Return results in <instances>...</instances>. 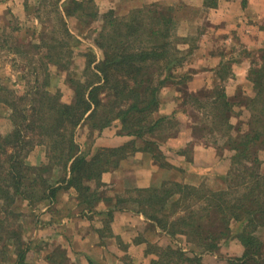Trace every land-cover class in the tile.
Listing matches in <instances>:
<instances>
[{
	"label": "trees",
	"instance_id": "16d2710c",
	"mask_svg": "<svg viewBox=\"0 0 264 264\" xmlns=\"http://www.w3.org/2000/svg\"><path fill=\"white\" fill-rule=\"evenodd\" d=\"M31 1L25 2L28 10L36 6L38 13L47 11L48 16L40 30L35 28L33 35L38 39L23 42L14 35L22 29L20 24L14 26L9 18L5 23L0 19V52L8 49L14 59L20 56L26 60L28 68L23 73L26 88L16 82L0 83V103L6 105V119L11 124L6 133L0 129V254L3 259L9 257L11 264H36L29 258L33 250L27 236L29 223L19 209H14L22 207L20 202L32 208L53 204L61 189L73 188L78 205L95 210L102 198L98 187L103 173L116 169L137 151L150 155L160 169L184 170L171 163L161 149L177 134L179 113L159 114L161 92L172 84L180 91L179 85L196 73L182 70L186 55L178 45L183 37L178 33L177 7L173 4L153 2L118 14L115 9L101 13L92 0H65L63 4L61 0ZM207 2L215 7L219 0ZM68 17L89 26L94 20L100 22L93 30L94 44L102 57L98 58L92 47L81 51L86 64L82 76L70 77L73 100L64 102L60 90L54 91L50 83L51 65L69 68L78 46L73 44L76 37L68 26ZM232 53L233 49L221 51L224 59L215 69L221 80L226 69L234 75L233 65L240 59ZM246 56L251 62L253 95L239 88L230 96L221 83L213 89L185 90V96L182 93L180 112L187 113L191 107L196 110L195 133L220 151L227 147L233 152L230 171L224 176L228 186L216 188L208 181L194 184L167 178L148 187L128 188L116 196L115 204L143 213L155 229L187 235L204 251L216 250L220 238L231 234V223L240 221L238 237L245 251L227 264H264V160L260 157L264 152V46L246 51ZM240 106L249 111V116L238 125L232 117ZM114 122L120 123L119 135L132 139L118 146L100 147L92 154L83 151L76 137L78 126L94 133ZM38 145L44 149V160L31 165L28 154ZM185 152L190 158L191 149ZM94 180L98 182L96 188ZM112 216L110 211L106 217L108 229ZM154 248L167 249L162 253L164 264H170L171 256H176L180 264H202L195 249L190 256L183 248L148 242L150 252ZM45 259L49 264L68 262L60 246Z\"/></svg>",
	"mask_w": 264,
	"mask_h": 264
},
{
	"label": "crops",
	"instance_id": "0c3cea01",
	"mask_svg": "<svg viewBox=\"0 0 264 264\" xmlns=\"http://www.w3.org/2000/svg\"><path fill=\"white\" fill-rule=\"evenodd\" d=\"M111 1L113 2V0ZM140 1L147 2L154 0ZM229 1L230 0H219L218 6L211 10L210 15V19L212 17H217L219 21L212 18L210 22L212 26L217 29H215L216 31H214L212 35L214 34L215 37L217 36L220 41L218 42V46H220L218 48L222 49L223 46H226L225 42L228 38L232 39L233 37V40H238L231 44L229 48L233 49L234 52L240 49V54L242 53L243 56H240V60L234 63V75L230 80H236V82L239 83L238 85H241L250 82L249 70L251 68V62L246 56V51L264 46V28L261 27L264 26V0H236L237 3L240 2V11L236 13H227ZM109 8L114 7L109 5ZM233 19H240V36L236 31V25L232 24ZM231 24L232 27H230ZM218 25H222V27ZM249 34L253 35L254 38L258 37V41L256 40V43H254L252 38H248ZM201 37L202 38L193 46L194 48L191 54L193 59L191 60H195L185 62L182 70H195L196 73L194 74L193 81L200 79L199 81L205 83L206 76L212 73L210 69L219 67L224 57L221 52L217 53L221 51L220 49L214 48L216 43H212V45V41L210 39L207 40V33ZM183 47L186 48V46ZM187 49H191L190 44ZM214 52L217 54H214ZM198 59H200V61L196 64ZM199 81L194 84V88L190 85V90L193 92L196 91L200 86L198 85ZM216 81V77L214 76L208 77L206 80L208 84ZM226 91L229 95H234L236 93V88L232 90L227 86ZM161 93L162 100L159 114L171 115L174 114V112H179L177 113L178 116L182 107V92L178 91L175 85L172 84L164 87ZM104 131H102V133ZM112 133L110 137L113 138L114 136L119 141L105 144L103 140L106 138L100 137L98 138V144L92 147V153L100 147L118 146L132 139L130 136L119 135L116 132ZM194 137L196 136L194 135ZM108 139L112 140L110 138ZM197 139V137L193 138L191 132L190 135H182L180 133V135L176 134L167 142H164L161 148L165 151L171 163L180 169H184L180 170L181 172L185 173V170H188L191 172V175L196 174L195 177L199 176L198 178L204 180L207 177L206 171L209 170L210 167H214L213 165L217 166L218 163H221V158L213 151L211 143L204 140L205 142L202 141V144L199 145L197 143L200 141ZM188 147L191 149L190 158L185 152V149ZM129 158L134 159V162L136 160V163L140 159L141 161L139 163L144 164V167L142 166L134 176H131L129 172L123 174L124 170H131L125 168L126 161ZM159 169L160 168L154 164L151 156L144 152L137 151L129 155L121 161L119 167L103 173L98 187L99 196L102 198L98 200L99 203L98 206L95 207V210H90L88 207L78 205L79 200L73 188H63L61 192H63L65 196L61 195L60 197L61 193H59L58 197L63 200V207H60V204L55 205L56 202H53V204L50 202L44 203L39 206L41 207V212H43V217H41L43 218V224H40V221L39 225L30 227L28 232H32L30 235L31 239L43 237L45 241H50L49 248L45 255L50 253L56 246H60L66 251L68 259L67 264H126L124 261L128 259L146 258L144 247L149 237L144 240L139 239V237L144 234L143 232L148 225V219L143 213L133 209L115 207L117 201L116 196L131 187H148L150 185L159 184L167 178L173 179V176L168 175L170 173L162 175L161 170L163 169ZM122 176H124V179L121 178ZM176 179L186 181L183 179L182 174H179ZM191 183L198 184L196 181H191ZM92 184L95 186L94 188L98 186V182L95 180L92 181ZM110 211H112L113 216L108 229L104 222ZM102 229L103 232L101 231Z\"/></svg>",
	"mask_w": 264,
	"mask_h": 264
},
{
	"label": "rangeland",
	"instance_id": "374dc122",
	"mask_svg": "<svg viewBox=\"0 0 264 264\" xmlns=\"http://www.w3.org/2000/svg\"><path fill=\"white\" fill-rule=\"evenodd\" d=\"M64 1L65 0H61V4H63ZM88 1L90 0H86V2ZM92 1H93L92 5H95L96 8H98V10L101 13L107 12L111 9H115L118 14H125L135 7H139L144 4H150L153 2H164V3H170L171 5L172 4L175 5L177 7L176 12H175V18L177 19V23H178V33L181 37H183L182 39H180L178 45L185 52L184 55H186L184 64L185 62H188V61L190 62V61L195 60V59L191 60L193 59V56L191 55L192 50H193L192 45L194 46L196 42L200 40V38H202L201 36L206 33L208 37L207 40L210 39L212 41L211 44L216 43L214 48L218 50L220 49L218 48L220 47L218 46V42H220L218 37L217 36L215 37L214 34L212 35V33H214V31H216L217 29L214 28L210 22L212 18H215L218 20L217 17H212L210 19L211 10L213 8H216L218 5L213 7L210 2H207V0H169V1L154 0V1H147V2L145 1L142 2L140 0H113L114 3L111 0H92ZM25 2L26 0H0V19L4 20V23H5L9 18L8 22H11L12 23L11 25H14V26H16L17 24H20L22 29L19 31H15L14 35H17V36L19 35L20 39L23 42L28 43L29 41H31V39L33 40L38 39L36 37L37 35L35 36L33 35V34H36L35 28L38 27V30H40L42 23L46 22L45 19L46 17L48 18V16H47V11L46 13H38L35 10L36 6L30 7L28 10L25 6ZM29 2L31 3L32 1L29 0ZM141 2H142V5H141ZM109 5L113 6L114 8H109ZM227 10H228L227 13L228 12L229 13L239 12L240 2L237 3L236 0H230ZM39 14L42 15L45 21L41 20V18L38 16ZM52 17H55V16L53 15ZM67 20H68V26L72 34L76 37V39H74L73 44L77 43L78 46L75 48L74 57L72 59L73 61L69 68H65V66L61 64H59V66L51 65L53 67L51 68L52 71H51L50 85L52 86V89L54 91L60 90L61 95H62L61 98L64 102H71L73 100L74 88L72 86V82L70 81V77L71 76L73 77L82 76V71L86 64V57L81 54V51H87L88 49H90V47H92L96 51L98 58L102 57V51L99 48H97L96 45L94 44L95 33L93 29L95 27H99L100 25L99 21L94 20L92 22V25L89 26V25H85L86 24L85 21L82 24H80L79 20L74 17H68ZM49 23H51L50 18H49ZM232 24L236 25L235 26L236 31L240 36V19L238 20L233 19ZM232 24L230 27H232ZM219 27H222V25ZM261 27L264 28V26H261ZM10 30L11 29L8 28V31ZM249 33H252V32H249ZM248 38H252L254 43H256V40L258 41V37L254 38L253 35L251 34H249ZM236 41L238 40H233V37L232 39L228 38V40L225 42L226 46H223V48L220 50L226 51V52L231 50V48H229L230 45L235 43ZM239 43H240V39H239ZM189 44L192 49L191 51L187 49ZM183 46H186V48ZM7 50L8 49L4 48V50L0 52V83L13 84L16 82V83L21 84V87L23 86V89H24L26 88V84H25L26 81L23 78V73L24 71L25 72L28 71V68L25 66L27 61L21 58L20 56H17L14 59V54L9 53ZM221 51H218L217 53ZM217 53L214 52V54H217ZM232 55L236 57L237 59L238 58L240 59V56H243L242 53L240 54V49L237 52L233 51ZM199 61L200 59L196 61V64H198ZM36 62H38V65H40L39 61H36ZM210 71L212 73L206 76L205 83H203L202 81H199L200 79L197 80L199 81L198 85L200 86L198 87V89H196V91H200L203 89H207V90L213 89L215 87L214 86L215 84L221 83L226 86V89H227V86H229V88L232 90L236 88V93L238 92L239 88H243V90L245 91V94L247 95L253 94L252 83L248 82L246 84L238 85L239 83L236 82V80H230V78H232L233 76L232 74H230L231 72L229 73L230 75L227 73V69L222 72V74H225L224 75L225 79L227 78V75H229L228 76L229 78L227 80L225 79L221 80V78L217 76L215 69H210ZM194 76L195 75L193 74L191 78L187 79L181 85H179L180 92H182L184 96H185V93H184L185 90H188L189 92H193L192 90H190V85L193 86L194 88V84L197 82L196 80L193 81ZM213 76L216 77L217 81L214 83L208 84V82H206L207 78L213 77ZM19 81H21V83ZM230 96H233V95H230ZM191 108L189 109V106H188L189 111L187 113L180 112V114L177 116V120H178V122L176 123L177 128H178L177 135L178 134L180 135V133L182 135H188V134L190 135V132H191V134L193 135V138L197 137L198 138L197 140L200 141L197 144L199 145L202 144V141L203 142L207 141L211 143L213 151L217 153L219 158H221L220 159L221 163H218L217 166L213 165L214 167H210V169L206 171L207 177L204 180L202 178H198L199 176L195 177L196 174L191 175V172L188 170H185V173L181 172L180 170H177V171L165 170V169L163 170L159 169V170H161L162 175L163 174L165 175L166 173H170L168 175L173 176V179H176L179 174H182L183 179L186 180V182L188 183H191V181H196L199 183V182H202L203 180V181H208L211 187L217 188L221 185L227 187L229 181H226V178H224V176L226 177V174L230 171V168H231L230 158L233 152H231L230 150H227L229 149L227 147H223V150L220 151L214 145L213 142H210L203 136L197 135L195 133V128H194L195 116L194 115L196 114V110L195 109L191 110ZM237 108H239L238 112L235 116L232 117V122L234 124L237 123L238 125H240L241 119L242 121H247L248 116H249V111L244 106H240ZM7 112L8 110L6 109V105L0 103V129L3 133H6L11 128V124L6 119ZM242 124H244L243 126H245V123H242ZM108 127L107 129L105 128L102 130V131L106 130L103 132L104 133L103 134L102 131L101 133H98L99 131H95L93 133L87 127L78 126L76 137H77V141L81 144L83 151H89L90 153H92L93 149L92 148L90 149V147L96 146V144H98V141H99L98 138L100 137L106 138L105 140H103L105 144L110 143V142H118L119 140L116 139L114 136L113 138L110 137V134H113L112 132H116L118 134V131L120 129V123L114 122L112 125ZM194 134L196 135V137H194ZM108 138L112 140H109ZM219 143L220 144L222 143L221 140ZM205 145H208V144H205ZM224 148L226 150H224ZM163 152L165 153L164 150ZM44 156H45V152H44L43 147L38 145L30 151V153L28 154L27 161L31 165H39L44 160ZM166 157L168 158L167 155ZM260 157L261 159L264 160V152L260 153ZM140 161L141 160L139 159L138 162L136 163V160L134 162V159L129 158L126 161L127 163L125 164L126 165L125 168H129L131 170L130 171L124 170L123 174H125L126 172H129L131 176H134L135 173H138L140 168L142 166L144 167V164L139 163ZM262 169L264 172V164L262 166ZM58 171H57V168L54 171V175L56 177H57ZM123 177L124 176H122L121 178ZM62 190L63 189H61V191ZM60 193H61L60 194V197H61V195H63L64 193L63 192H60ZM62 202H63L62 199H58L55 205L60 204V207H63ZM21 205L22 207H15L14 209L15 210L19 209L18 213L22 214L26 223H29V227H28L29 230H30V227L39 225L40 221H41L40 224H43V218H41L43 217V212H41V207L32 208V206H28L27 203L20 202L19 206ZM104 224L107 225L106 220ZM231 227H232L231 234L229 236L220 238L218 248L212 252V251H204L202 248L196 247V245L193 242L188 240L187 235H184V234L170 235L166 233L165 231L162 232L158 229H155L154 227L150 226L149 220H148L147 228L143 232L144 234H142V236L139 237V239H143V240L149 237V239L147 240L146 246L144 247L145 249L144 253L146 254V258H143V259L134 258L132 260L128 259L124 262H126V264H164L162 261V259H164L162 257V253H166L167 249L154 248L152 252H150V250L148 249V242H152L158 247H162V246L167 247L171 245L173 247L183 248V250L186 253H188L190 256L194 255V253L192 252V249H195V251H197L200 254L199 256L201 257L202 264H227L230 258L241 257L245 251V247L242 244V242H240V239L238 237V233L241 227L240 221L232 222ZM31 234L32 232H27V236ZM261 235L263 236V239H264V231L261 232ZM31 240H32L31 244L33 245V250L30 252L29 258L32 261H34L36 264H49V262L46 261L45 259L46 257L45 253L47 249L49 248L50 241H45L43 237L42 238L36 237L34 239L32 238ZM2 257L3 256L0 254V264H11L12 263V260L9 257H5L4 259ZM171 257L172 258H171L170 264H180L178 263L176 256L174 257L171 256Z\"/></svg>",
	"mask_w": 264,
	"mask_h": 264
}]
</instances>
